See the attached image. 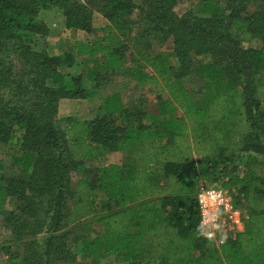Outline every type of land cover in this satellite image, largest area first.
<instances>
[{"label": "trees", "instance_id": "16d2710c", "mask_svg": "<svg viewBox=\"0 0 264 264\" xmlns=\"http://www.w3.org/2000/svg\"><path fill=\"white\" fill-rule=\"evenodd\" d=\"M138 1L0 0V149L15 142L16 171L0 175L4 263L264 264V0H200L181 15L184 0ZM50 10L95 40L50 53L39 20ZM153 44L170 49L150 55ZM132 57L137 68H126ZM127 73L167 94L156 114L116 92L93 119L58 124L61 100L91 101L102 80ZM97 149L125 161L72 181ZM197 178L229 191L246 215L223 243L203 237ZM80 223L102 229L72 241L69 227Z\"/></svg>", "mask_w": 264, "mask_h": 264}, {"label": "rangeland", "instance_id": "374dc122", "mask_svg": "<svg viewBox=\"0 0 264 264\" xmlns=\"http://www.w3.org/2000/svg\"><path fill=\"white\" fill-rule=\"evenodd\" d=\"M81 1V0H79ZM138 1V0H137ZM200 0H184L179 2L176 8V12L181 15L186 12L189 8L197 6ZM224 1V0H220ZM139 2V1H138ZM39 20L44 22L49 29L48 35L45 39L44 47L52 54H58L61 49H63L67 44L73 43L75 40H83L85 42L93 41L96 38L95 34H85L80 33L74 30H66L64 27V20L62 15L58 11L50 10V11H41L39 13ZM105 24V21L95 15L93 20L94 28L99 29L102 25ZM259 44L257 42H253L249 46L257 47ZM170 46L167 44L163 48H158L155 44L148 49V53L153 55L156 52L168 51ZM133 55V50L130 48L128 51V55ZM134 56V55H133ZM200 60V59H199ZM139 61L135 60V57L128 58L127 61L124 62L126 68H137V64ZM144 72L150 73L148 69L143 68ZM107 83L103 85H98V93L100 94L99 98H103L104 96L111 95L114 93H118L121 95L122 102L127 104H133L136 106L138 110L141 112H147L151 115L156 114V102L160 100H164L167 98L166 93L156 94L153 91V86L148 87H140L137 85L135 79L131 78L128 73L127 75L113 76L107 79ZM184 85L186 86L188 91L196 92L198 90V83L192 78H186L184 80ZM104 82V80H103ZM91 86H94V83H91ZM99 101L96 99L94 101H83V102H75V103H62L58 108V113L56 115V119L58 124L61 127H66L69 122L68 120H80L87 121L91 120L95 116V110ZM146 122L148 120H145ZM15 142H12L5 147H1L0 149V161L3 166V170L0 171V175H4L6 177L12 176L16 173L14 170L9 169V146H14ZM102 152V151H101ZM100 150L97 149L94 152L95 158L91 161H87L81 164L80 169L77 168L74 172H72V181L79 177H88L87 175L90 172H93L96 168L106 166L108 164H118L122 165L125 161V157L121 153H104L101 154ZM14 206V202L12 200H8L6 204V209L11 210ZM83 223L77 224L75 226L69 227L71 231V240L78 242V237L81 235H89L93 238L97 235L102 227L98 224H92V226L88 230L82 229ZM8 238V233L3 229L2 222H0V246L3 242ZM20 251V250H19ZM4 257L0 254V264L4 263ZM76 264H126L124 262H120L117 259L112 257L110 258H99V259H81L77 257Z\"/></svg>", "mask_w": 264, "mask_h": 264}, {"label": "built area", "instance_id": "2783aa9c", "mask_svg": "<svg viewBox=\"0 0 264 264\" xmlns=\"http://www.w3.org/2000/svg\"><path fill=\"white\" fill-rule=\"evenodd\" d=\"M194 189L199 225L206 240L213 237L209 241L220 244L243 230L246 215L240 207L235 206L229 191L199 178Z\"/></svg>", "mask_w": 264, "mask_h": 264}, {"label": "crops", "instance_id": "0c3cea01", "mask_svg": "<svg viewBox=\"0 0 264 264\" xmlns=\"http://www.w3.org/2000/svg\"><path fill=\"white\" fill-rule=\"evenodd\" d=\"M77 32H79V31H77ZM80 33H82V32H80ZM75 41H80V40H75ZM81 41H83V40H81ZM94 41V40H93ZM93 41H91V42H93ZM83 42H85V41H83ZM87 42H89V41H87ZM85 71V70H84ZM104 78V77H103ZM106 78V77H105ZM108 78H106V79H104V82H103V80L101 81V83L99 84V85H103V84H106L107 83V80ZM84 85L86 86V87H92L91 86V83L87 80V81H84ZM112 95V94H111ZM107 96H109V95H107ZM100 97V94L98 93V95L96 96V98L95 99H93V100H91V101H94V100H98L99 101V104L97 105V108H96V110H95V114H96V112H97V109H98V107H99V105H100V103H101V101H102V99H104L106 96H104L103 98H99ZM121 101H122V99H121ZM75 102H83V101H72V100H61L60 102H59V105H58V108H59V106H61L62 105V103H75ZM58 113V112H57ZM77 120V119H76ZM80 121V120H79ZM87 121H89V120H87ZM81 122H86V121H81ZM104 153H106V152H104ZM108 153V152H107ZM118 153V152H117ZM121 154H123L124 155V157L126 158V156H125V154L124 153H121Z\"/></svg>", "mask_w": 264, "mask_h": 264}, {"label": "clouds", "instance_id": "9594fccd", "mask_svg": "<svg viewBox=\"0 0 264 264\" xmlns=\"http://www.w3.org/2000/svg\"><path fill=\"white\" fill-rule=\"evenodd\" d=\"M209 240L213 239V237H207ZM226 238V237H225Z\"/></svg>", "mask_w": 264, "mask_h": 264}]
</instances>
